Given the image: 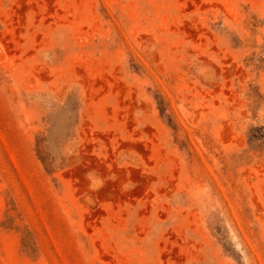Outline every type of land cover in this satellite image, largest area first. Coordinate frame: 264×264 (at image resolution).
<instances>
[{"label": "rangeland", "instance_id": "rangeland-1", "mask_svg": "<svg viewBox=\"0 0 264 264\" xmlns=\"http://www.w3.org/2000/svg\"><path fill=\"white\" fill-rule=\"evenodd\" d=\"M0 264H264V0H0Z\"/></svg>", "mask_w": 264, "mask_h": 264}]
</instances>
